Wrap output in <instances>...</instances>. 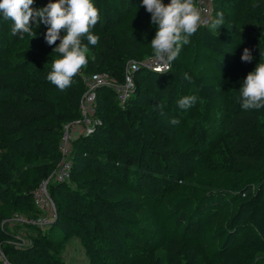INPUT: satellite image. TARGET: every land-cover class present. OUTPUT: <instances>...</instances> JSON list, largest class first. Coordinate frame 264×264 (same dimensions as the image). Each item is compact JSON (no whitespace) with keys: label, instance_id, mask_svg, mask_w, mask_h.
Returning a JSON list of instances; mask_svg holds the SVG:
<instances>
[{"label":"trees","instance_id":"16d2710c","mask_svg":"<svg viewBox=\"0 0 264 264\" xmlns=\"http://www.w3.org/2000/svg\"><path fill=\"white\" fill-rule=\"evenodd\" d=\"M49 2L55 0H34L33 7ZM93 2L101 19L91 31L99 41L88 45L82 71L108 72L121 82L130 60L152 55L143 47L158 26L142 0ZM217 13L223 25L200 26L168 70H136L124 105L113 88H98L101 122L74 141L71 179L49 185L57 211L51 231L63 242L79 239L92 264H123L118 257L135 264H245L239 244L264 264V139L252 132H264V108L243 110L238 92L244 79L238 72L264 62V0H214L212 19ZM11 27L0 18V247L14 264H71L45 244L20 246L6 220L38 209L33 191L56 168L63 127L79 115L84 83L79 73L60 91L47 80L59 40L49 46L43 24L35 33L47 47L45 59L33 52L13 57L29 34L13 36ZM245 48L251 62L241 60ZM192 94L196 104L181 109L179 99ZM173 117L179 125L169 123ZM221 142L230 152L219 165L209 155ZM26 154L43 161L18 180L15 164ZM87 170L95 175L82 177ZM247 223L252 231L242 239Z\"/></svg>","mask_w":264,"mask_h":264},{"label":"clouds","instance_id":"9594fccd","mask_svg":"<svg viewBox=\"0 0 264 264\" xmlns=\"http://www.w3.org/2000/svg\"><path fill=\"white\" fill-rule=\"evenodd\" d=\"M33 4L34 0H0V18L11 22L13 36L29 34L35 38L37 34L32 31L35 22V26H46L44 39L49 46L59 40L53 49L58 58L52 61L46 78L60 91H65L71 87L73 78L86 68L90 53L88 45L95 46L99 41L91 29L99 23L100 11L93 0H55L39 9ZM142 6L151 14V23L158 26L150 44L154 58L160 65L169 66L179 56L182 47L189 43V37L197 32L203 22V10L197 0H170L168 4L163 0H142ZM205 23L210 30L220 28L223 14L217 13L215 19ZM85 38L87 44L83 42ZM260 55L264 58V52L261 51ZM252 59L251 51L245 48L241 60L251 62ZM185 79L190 77L185 74ZM238 92L243 110L264 108V62H259L247 74ZM197 100L194 94L186 95L179 99L178 105L188 110ZM158 107L162 110L164 104ZM169 123L177 126L180 121L173 117Z\"/></svg>","mask_w":264,"mask_h":264},{"label":"built area","instance_id":"2783aa9c","mask_svg":"<svg viewBox=\"0 0 264 264\" xmlns=\"http://www.w3.org/2000/svg\"><path fill=\"white\" fill-rule=\"evenodd\" d=\"M170 3V0H167ZM167 3V4H168ZM198 6L202 11V23L200 26H206L205 22L212 20L214 15V0H197ZM169 66L160 65L154 58V55L142 59L130 60L124 68V80L119 82L111 77L108 72L91 73L81 71L80 75L84 83V92L82 93L79 107V115L66 122L60 141V158L53 172L43 179L33 191V202L35 206L44 212L38 217H28L26 214H14L6 222L20 220L49 227L57 216L56 205L51 197L49 185L52 182H66L72 177L73 170V152L74 141L83 135L90 133L96 124L101 122L97 116V92L101 86H109L114 89L116 97L121 105H124L134 90V73L140 68L153 69L156 71H165ZM0 261L2 264H14L3 252L0 247Z\"/></svg>","mask_w":264,"mask_h":264},{"label":"rangeland","instance_id":"374dc122","mask_svg":"<svg viewBox=\"0 0 264 264\" xmlns=\"http://www.w3.org/2000/svg\"><path fill=\"white\" fill-rule=\"evenodd\" d=\"M120 27L124 29L126 27L125 18L121 16ZM38 26L33 25V33L38 30ZM36 34V33H35ZM29 40L26 46L22 47L21 51H18L13 57H21L23 52H33L37 57L45 59L47 53L46 45L33 38L31 35L28 36ZM143 50L147 52L146 54L154 55V50L151 46H144ZM145 54V55H146ZM150 56V55H149ZM251 71H243L238 72L243 78H246L247 74ZM115 78V77H113ZM116 79V78H115ZM253 134L260 138L264 139V132L260 131L256 127L252 129ZM229 148L224 143L221 142L217 145V147L213 150V152L209 155V160L215 164H223L227 161L229 155ZM43 161L42 158L35 156L34 154H26L18 157V160L15 164L14 175L18 180L26 181L28 179V167L30 164H38ZM95 175L92 170H87L82 177H89ZM44 214L43 211L39 209H32V215H27L28 217H38ZM246 226L239 231L241 234V238L250 236L252 227L247 223ZM7 228L15 233V237L19 240L20 246H28L34 244L35 242H39L45 244L49 247L51 251L65 259L71 264H92L89 256L86 253L85 247L82 245L81 241L76 237L72 238L69 241L63 242L55 231L52 230V226L45 227L40 226L38 224H32L31 222L20 221V220H12L8 223ZM240 246V244H239ZM237 247L236 252L240 255V257L244 260L245 264H257V256L252 251H247L241 249V247ZM119 260L122 261L123 264H135L130 260L118 257ZM207 264H210L208 262Z\"/></svg>","mask_w":264,"mask_h":264}]
</instances>
